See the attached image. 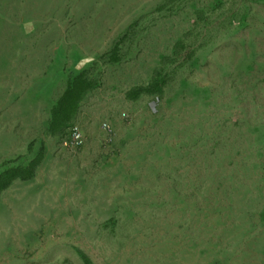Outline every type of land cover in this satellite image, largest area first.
I'll use <instances>...</instances> for the list:
<instances>
[{
  "label": "rangeland",
  "instance_id": "obj_1",
  "mask_svg": "<svg viewBox=\"0 0 264 264\" xmlns=\"http://www.w3.org/2000/svg\"><path fill=\"white\" fill-rule=\"evenodd\" d=\"M39 157L0 264H264V0H0L1 171Z\"/></svg>",
  "mask_w": 264,
  "mask_h": 264
},
{
  "label": "trees",
  "instance_id": "obj_2",
  "mask_svg": "<svg viewBox=\"0 0 264 264\" xmlns=\"http://www.w3.org/2000/svg\"><path fill=\"white\" fill-rule=\"evenodd\" d=\"M90 89L91 87H86L83 75H79L74 79L52 110V121L50 124V132L52 134L61 133L67 128L77 113L79 102ZM41 162L42 158L39 157L27 167L19 166L4 171H1L0 166V198L2 193L9 189L16 180L24 182L33 180Z\"/></svg>",
  "mask_w": 264,
  "mask_h": 264
},
{
  "label": "built area",
  "instance_id": "obj_3",
  "mask_svg": "<svg viewBox=\"0 0 264 264\" xmlns=\"http://www.w3.org/2000/svg\"><path fill=\"white\" fill-rule=\"evenodd\" d=\"M84 143L82 134L78 128H74L70 136V144L72 146H81Z\"/></svg>",
  "mask_w": 264,
  "mask_h": 264
}]
</instances>
